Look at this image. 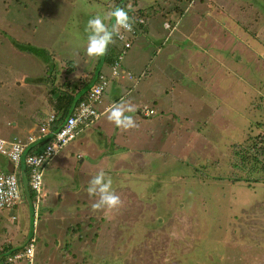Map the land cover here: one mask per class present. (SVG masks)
Segmentation results:
<instances>
[{
	"label": "rangeland",
	"instance_id": "374dc122",
	"mask_svg": "<svg viewBox=\"0 0 264 264\" xmlns=\"http://www.w3.org/2000/svg\"><path fill=\"white\" fill-rule=\"evenodd\" d=\"M214 3L0 0V137L8 139L16 134L9 123L29 120V133L50 113L43 109L49 73L76 89L86 81L98 59L85 53L90 18L118 4L146 11L140 20L148 31L119 60L133 78L118 77L122 97L100 105L129 102L137 127L116 130L105 112L43 169L47 196L37 210L32 264H264V174H234L226 162L228 145L264 132V0ZM143 104L156 114L140 116ZM125 147L133 159L122 155ZM197 156L208 164L206 176L224 182L200 181ZM101 169L123 201L108 213L93 212L86 191ZM34 200L27 189L14 225L0 222V230L16 237L23 219L32 235Z\"/></svg>",
	"mask_w": 264,
	"mask_h": 264
},
{
	"label": "built area",
	"instance_id": "2783aa9c",
	"mask_svg": "<svg viewBox=\"0 0 264 264\" xmlns=\"http://www.w3.org/2000/svg\"><path fill=\"white\" fill-rule=\"evenodd\" d=\"M138 22L143 23L140 19H138ZM123 35V39L117 38L122 43V49L118 51L115 60L109 67L110 72L100 71L97 74L85 98L72 107L58 127L53 128L56 115L52 111L37 124L33 132L27 133L26 136L13 137L12 139L0 137V155H4L13 168L12 172L0 173V209H11L18 205L20 206L23 201V194L28 189L35 199L32 204L33 222H36L39 203L47 196L43 179L44 165L51 161L66 144L75 138L79 129L94 122L112 105V102H109L102 109L100 107L103 102L104 92L111 79L114 78L112 76L114 66H119L118 77L133 78L129 71L123 69L119 60L123 58L126 50L130 48L131 39L136 37V28L133 27L130 33H124ZM139 112L145 117L155 113L154 109L146 105L142 106ZM46 138H49V141L45 146L38 148L33 153L30 152V148L33 146L39 147L40 141ZM21 167L23 168L22 174L18 175L17 172ZM14 218L12 216V219ZM35 243V235L28 236L23 248L13 254H9L5 263L17 264L23 259L28 264H32L35 256Z\"/></svg>",
	"mask_w": 264,
	"mask_h": 264
},
{
	"label": "trees",
	"instance_id": "16d2710c",
	"mask_svg": "<svg viewBox=\"0 0 264 264\" xmlns=\"http://www.w3.org/2000/svg\"><path fill=\"white\" fill-rule=\"evenodd\" d=\"M131 5L130 7H126V11L129 12V16L134 19L133 27L136 28L137 33L139 32L140 28L144 27L143 23H139L138 19H146L145 17V9L144 8H133ZM121 8H125L124 5L121 6ZM180 12L181 8L177 7L175 10ZM261 10V14H262ZM144 22V21H143ZM137 36V35H136ZM117 41V39H116ZM119 47L117 44L109 45L108 51L106 55L104 56L103 65H107L108 68L111 66L113 61L116 58V55L118 52H116V49ZM25 50H29L30 48H22ZM31 52V50H29ZM151 61V59H150ZM68 64H72V62H68ZM55 68V67H53ZM102 68H100L99 72ZM53 70L52 67H50V71ZM96 70L93 69L88 75L85 76L84 82L77 83V85H80V88L76 89V85L72 83V81L68 82L67 80H64L62 82L58 81L57 76L58 74L54 71V74L52 75L49 73L46 77L48 80V83L51 87L49 98L50 101L54 103V113L56 115V119L53 124V128H56L60 125V123L64 120L65 116L70 112L72 106L76 103H78L80 100H83L85 98V95L88 91L86 90V87L94 81V72ZM98 72V73H99ZM97 73V74H98ZM116 79V78H112ZM68 82V83H67ZM80 89V91H79ZM58 91V93L56 92ZM142 115V114H140ZM211 115L213 114V111H211ZM260 125V122L258 123ZM247 139L245 138L243 141H234L232 144L228 145V149L230 152V156L227 158V163L232 168V172L235 174V172L238 171H244L245 175H253V174H264V132L263 133H256V134H250L247 135ZM49 141V138L42 139L40 141V145L33 146L30 148V152H34L38 150V148H41L46 145V143ZM198 162L197 166H194L193 171L194 173H198L200 181L203 180V177L206 183L209 182H220L223 181L222 178L219 177H211L213 174H207L204 173V169L206 166L208 167V164H205L203 161V157L197 156ZM199 164V165H198ZM45 166V165H44ZM44 168V167H43ZM203 170V171H201ZM237 178V177H235ZM238 180H241L238 178ZM224 182V181H223ZM27 241V239H26ZM18 247V246H17ZM23 247L21 246L20 249L14 248L13 246H8L1 248L0 250V264H6L5 262L6 257L9 254H13L16 251L21 250ZM66 259V258H65ZM64 259V260H65Z\"/></svg>",
	"mask_w": 264,
	"mask_h": 264
},
{
	"label": "clouds",
	"instance_id": "9594fccd",
	"mask_svg": "<svg viewBox=\"0 0 264 264\" xmlns=\"http://www.w3.org/2000/svg\"><path fill=\"white\" fill-rule=\"evenodd\" d=\"M134 19L124 8L116 7L105 15H96L90 18L85 26L87 40L85 53L90 59H97L106 55L109 45L116 43V39L124 38V33H130ZM112 76H119V66L113 67ZM136 109L129 102L121 100L106 110V119L118 129L127 131L137 127L136 121L129 113ZM87 194L93 198L91 204L93 212H112L122 206L123 201L113 188V180L108 173L101 169L89 180Z\"/></svg>",
	"mask_w": 264,
	"mask_h": 264
},
{
	"label": "crops",
	"instance_id": "0c3cea01",
	"mask_svg": "<svg viewBox=\"0 0 264 264\" xmlns=\"http://www.w3.org/2000/svg\"><path fill=\"white\" fill-rule=\"evenodd\" d=\"M214 1L215 0H213V4H215ZM217 8H218L219 11H222V8L225 9V10H227L225 8V6H218ZM139 31L145 32V31H148V28L145 25V27L140 28ZM152 60H153V57L151 58V61ZM95 63H97V62H94L93 69H95V66H96ZM143 73H144L143 76L146 77V73H147L146 70H143ZM163 75H164V77L166 76L165 74H163ZM122 85H123V79L122 80L121 79H118V78L111 79L110 83L108 84L107 89L104 92V99H106V97L107 98H112L113 101H114V99H117V100L120 99L122 97V94L125 92L122 89ZM36 97H38V96L36 95ZM194 100L196 101L197 99H194ZM45 101L46 102L43 103V109L47 110V112L50 111V113H51L54 110V108H55L54 107V103L52 101H49V100L47 101V99ZM113 101H111V102L114 104L115 102H113ZM196 103L199 104V101H196ZM132 104H133V102H132ZM144 105H146V106L154 109L155 114H156V110H155L156 108H155L154 105L153 106H149L148 104H143V106ZM136 107L139 109L140 106H136ZM138 113L141 114L139 111H138ZM140 116H142L144 118H148V117H145L143 115H140ZM134 119H136V118L134 117ZM30 122H31V120H30ZM9 124L11 125L10 133L11 132H16V134H15L14 137H20V136L23 137V136H26V134L28 133V131L31 129V124L29 123V120H23V121H20V122H18V121L17 122H11ZM89 127H90L89 125L86 126V127H82L81 130H85L86 128H89ZM116 130H118V128H116ZM78 133H79V131L77 132V134ZM77 134H76V136H77ZM122 135H123V138H122L123 140H125V139H127L129 137V134L128 133H125V132H123ZM2 138L8 139V138H5V137H2ZM121 152L123 153L122 155L124 157H127L128 159H133V157H134V154H128L129 149L127 147H125V149L123 151H121ZM58 155H56V156H58ZM117 157H115V159ZM60 158H63V157H60ZM4 159H5L4 163H5V169H6L4 172H7L8 171L7 168H8V165L10 164V162L8 161V159L6 157H4ZM81 159H82V156H81ZM51 161H49L47 164H45V166H44L43 169H45L47 166H49V164H50ZM118 161H119V159H118ZM129 165L130 164L124 165V168L123 169L129 170ZM15 208L16 207L11 208V209H0V222H3V223H5V222L6 223H12L14 225V219L16 220V216H15L16 214L14 212ZM12 216L15 217V218L12 219ZM22 221H23V219H20V222L16 223V225L18 226L17 227V232L18 233H17L16 237H14L12 233H10L11 230H9V229L8 230L7 229H4L2 231L0 230V232H2L4 234V237H5V232H6V240L5 241H2V242L0 241V250H1V248L8 247V246H13L14 248L17 247V246H22V247L24 246V244L26 242V239H28V236H29V230H30L31 224L27 228L28 230H26V228L24 226V222H22ZM35 223L33 222V224H34L33 225L34 228L32 230V234L33 235H35L34 233L36 231V229H35ZM0 229H1V227H0ZM35 238H36V236H35ZM46 259H44V261H47ZM38 262L39 261H37L35 264H38ZM43 264H47V262L46 263L43 262Z\"/></svg>",
	"mask_w": 264,
	"mask_h": 264
},
{
	"label": "water",
	"instance_id": "95a60500",
	"mask_svg": "<svg viewBox=\"0 0 264 264\" xmlns=\"http://www.w3.org/2000/svg\"><path fill=\"white\" fill-rule=\"evenodd\" d=\"M124 0H120V3H122ZM116 7H119V4L118 5H116ZM105 56V55H104ZM104 56H102V57H99L98 59H97V63H96V70H95V72H94V78H95V76L97 75V73L99 72V68L102 66V64H103V60H104ZM93 82V81H92ZM92 82L86 87V90L87 89H89V87L91 86V84H92ZM75 105V104H74ZM73 105V106H74ZM72 106V107H73ZM72 109V108H71ZM12 165H11V163L8 165V168H7V170H8V172H12ZM26 189V188H25ZM26 192V191H25ZM20 247L21 246H18V247H16L17 249H20Z\"/></svg>",
	"mask_w": 264,
	"mask_h": 264
}]
</instances>
